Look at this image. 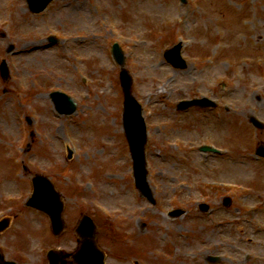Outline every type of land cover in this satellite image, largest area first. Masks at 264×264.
Returning <instances> with one entry per match:
<instances>
[{"label":"rangeland","instance_id":"obj_1","mask_svg":"<svg viewBox=\"0 0 264 264\" xmlns=\"http://www.w3.org/2000/svg\"><path fill=\"white\" fill-rule=\"evenodd\" d=\"M46 10L33 15L24 0H0V19L11 22L0 27L9 73L0 76V218L11 225L0 244H12L8 257L27 253L22 264H48L43 250L76 251L86 215L106 264H214L208 256L220 258L215 264H264V163L252 159L260 161L253 153L264 131L249 123L264 122V0H54ZM50 35L55 45H47ZM179 41L187 67L174 70L161 51ZM114 42L151 134L154 205L130 176ZM56 90L76 104L72 115L55 112L48 94ZM200 95L219 104L223 121L209 110H176ZM209 142L224 156L198 150ZM36 174L60 193L59 236L26 207ZM176 208L185 214L169 217Z\"/></svg>","mask_w":264,"mask_h":264},{"label":"water","instance_id":"obj_2","mask_svg":"<svg viewBox=\"0 0 264 264\" xmlns=\"http://www.w3.org/2000/svg\"><path fill=\"white\" fill-rule=\"evenodd\" d=\"M52 0H26L30 10L34 13L42 11ZM180 45L173 47L171 50L164 52L165 59L170 62L175 68L180 69L185 67V63L180 59ZM113 56L119 65H123V55L117 45L112 49ZM1 73L6 76L5 68H2ZM121 86L124 92V113L123 126L126 137L128 139L130 149L134 161V172L137 187L142 194L151 199L150 191L146 183V171L144 168L143 146L145 143V134L143 121L140 115V108L130 94V78L126 71L120 73ZM53 99L56 101V107L62 113H71L74 111V106L63 108L60 106V95L54 94ZM205 99L194 100L180 105V109H186L191 105H201L206 103ZM254 125L261 127L260 124L254 122ZM261 154V152H259ZM264 155V154H262ZM34 194L29 200L28 205L39 208L46 212L51 219L52 229L54 234H58L62 229V221L60 214L62 204L59 200V195L54 191L53 186L45 178L37 176L34 181ZM202 210H207V206H202ZM181 214L175 212L174 215ZM6 226V222L0 223V230ZM77 232L82 238L80 249L73 255L75 264H103V254L96 248L94 237L95 227L92 222L83 217L79 222ZM50 264H63L64 262L58 259V254L51 251L49 253ZM213 260V258H210Z\"/></svg>","mask_w":264,"mask_h":264}]
</instances>
